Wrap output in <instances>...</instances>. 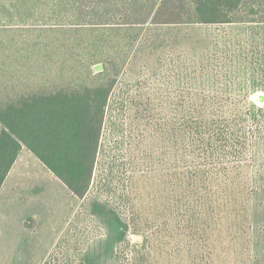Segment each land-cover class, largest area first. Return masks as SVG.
I'll return each instance as SVG.
<instances>
[{
    "label": "trees",
    "instance_id": "1",
    "mask_svg": "<svg viewBox=\"0 0 264 264\" xmlns=\"http://www.w3.org/2000/svg\"><path fill=\"white\" fill-rule=\"evenodd\" d=\"M232 25L264 27V0H0V193L27 147L84 198L133 52L160 29L203 30L182 50L162 47L163 87L142 106L164 208L154 217L135 210L131 224L117 216L120 240L130 231L143 240H128L116 259L261 264L264 233L246 218L264 193V105L251 100L264 92V32L234 39Z\"/></svg>",
    "mask_w": 264,
    "mask_h": 264
},
{
    "label": "rangeland",
    "instance_id": "2",
    "mask_svg": "<svg viewBox=\"0 0 264 264\" xmlns=\"http://www.w3.org/2000/svg\"><path fill=\"white\" fill-rule=\"evenodd\" d=\"M227 29L234 39L264 32L257 25ZM202 31L160 29L133 52L112 93L93 179L84 198L75 196L23 147L0 193V264H118L117 253L135 235L130 231L126 240H120L117 216L131 224L135 210L154 217L164 208L161 175L157 176L161 171L157 137L150 112L142 106L163 87L167 66L159 60L162 47L176 41L171 48L182 50L186 39L199 38ZM260 94L264 92L253 93L251 100L264 105ZM100 204L111 211H101ZM246 223L264 233L263 192L251 204ZM258 250L256 256L264 264V234ZM229 257V264L239 262Z\"/></svg>",
    "mask_w": 264,
    "mask_h": 264
},
{
    "label": "water",
    "instance_id": "3",
    "mask_svg": "<svg viewBox=\"0 0 264 264\" xmlns=\"http://www.w3.org/2000/svg\"><path fill=\"white\" fill-rule=\"evenodd\" d=\"M103 69H104V66H103L102 63H98L95 66L96 72L103 71ZM259 99H260L261 102H263L264 101V94H260ZM142 240H143V236L142 235H135V238H134L135 242H141Z\"/></svg>",
    "mask_w": 264,
    "mask_h": 264
}]
</instances>
